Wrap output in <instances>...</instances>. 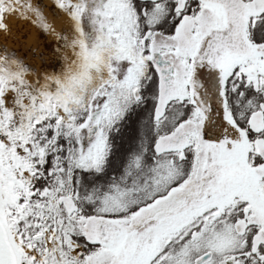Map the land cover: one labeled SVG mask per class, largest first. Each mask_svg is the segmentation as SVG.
Listing matches in <instances>:
<instances>
[{
	"label": "snow or ice",
	"instance_id": "6c2138e0",
	"mask_svg": "<svg viewBox=\"0 0 264 264\" xmlns=\"http://www.w3.org/2000/svg\"><path fill=\"white\" fill-rule=\"evenodd\" d=\"M0 264H264V0H0ZM59 25V26H57Z\"/></svg>",
	"mask_w": 264,
	"mask_h": 264
},
{
	"label": "rangeland",
	"instance_id": "374dc122",
	"mask_svg": "<svg viewBox=\"0 0 264 264\" xmlns=\"http://www.w3.org/2000/svg\"><path fill=\"white\" fill-rule=\"evenodd\" d=\"M10 27L13 29V35H17V30H20L21 35L26 34V40H19L13 42L10 36L7 41L4 40L3 34L0 33V46L7 44L10 49H23L26 57L25 62L30 66L40 68L43 64L48 62L49 51L46 45L51 42L52 37H42L39 30L28 25L26 22L17 21L14 18L9 19ZM59 26V25H57Z\"/></svg>",
	"mask_w": 264,
	"mask_h": 264
}]
</instances>
